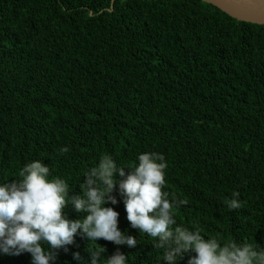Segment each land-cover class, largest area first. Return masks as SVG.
<instances>
[{
	"label": "trees",
	"instance_id": "1",
	"mask_svg": "<svg viewBox=\"0 0 264 264\" xmlns=\"http://www.w3.org/2000/svg\"><path fill=\"white\" fill-rule=\"evenodd\" d=\"M112 2L0 0V184L40 160L81 194L102 155L127 167L157 152L168 163L164 190L188 201L174 209L177 225L264 248V25L202 0ZM234 191L242 207L230 210ZM112 195L118 203L104 206L138 245L81 230L52 264H91L88 249L100 246L103 264L117 249L127 264H168L158 241L131 227L118 185ZM0 264L32 256L0 251Z\"/></svg>",
	"mask_w": 264,
	"mask_h": 264
},
{
	"label": "clouds",
	"instance_id": "2",
	"mask_svg": "<svg viewBox=\"0 0 264 264\" xmlns=\"http://www.w3.org/2000/svg\"><path fill=\"white\" fill-rule=\"evenodd\" d=\"M91 15V13H89ZM59 154L69 148L62 147ZM168 163L163 154L145 152L138 163L118 166L111 155L100 157L80 186L81 194L70 196L69 184L60 176L51 177V169L40 160L27 163L19 179L0 184V251L11 255L30 253L32 264H52L57 250L74 243L78 231L89 241L100 239L135 248V236L119 229V212L104 205L117 204L112 195L117 185L124 197L127 220L132 228L146 233L164 249L162 259L175 264L185 253L194 252L188 264H264V248L253 243L221 242L205 238L198 225L192 229L177 225L174 209L187 205L186 199L165 191ZM125 169H130L126 172ZM240 193L234 191L225 204L230 210L242 207ZM73 205L82 219L70 220L64 210ZM48 245V250L44 245ZM91 264H103L107 249L89 250ZM79 259V253L75 254ZM127 255L119 249L107 256L106 264H127Z\"/></svg>",
	"mask_w": 264,
	"mask_h": 264
},
{
	"label": "water",
	"instance_id": "3",
	"mask_svg": "<svg viewBox=\"0 0 264 264\" xmlns=\"http://www.w3.org/2000/svg\"><path fill=\"white\" fill-rule=\"evenodd\" d=\"M212 4L231 17L253 24L264 25V0H202ZM112 2L111 10L114 9Z\"/></svg>",
	"mask_w": 264,
	"mask_h": 264
}]
</instances>
